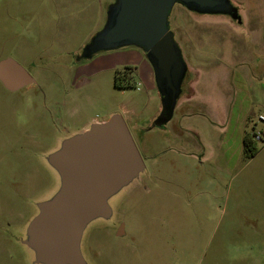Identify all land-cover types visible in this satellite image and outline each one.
Here are the masks:
<instances>
[{"label": "rangeland", "instance_id": "obj_1", "mask_svg": "<svg viewBox=\"0 0 264 264\" xmlns=\"http://www.w3.org/2000/svg\"><path fill=\"white\" fill-rule=\"evenodd\" d=\"M107 1L0 0V60L14 58L35 80L15 91L0 81V264H43L24 240L61 186L48 157L113 114L145 169L108 199L110 217L85 227L87 264H264V143L248 158L237 135L239 118L264 113V0H231L241 23L174 5L170 28L188 71L160 127L152 65L133 52L143 50L83 55ZM116 74L132 85L117 86Z\"/></svg>", "mask_w": 264, "mask_h": 264}, {"label": "water", "instance_id": "obj_2", "mask_svg": "<svg viewBox=\"0 0 264 264\" xmlns=\"http://www.w3.org/2000/svg\"><path fill=\"white\" fill-rule=\"evenodd\" d=\"M177 3L241 22L231 0H116L109 6L104 27L83 52L90 58L125 46L143 50L162 99L154 122L159 127L173 118L188 69L170 28V12ZM0 81L15 91L35 80L17 60L7 57L0 60ZM48 161L59 173L61 186L54 197L39 203L24 243L35 251L37 263L87 264L81 251L85 227L95 218L111 216L108 199L145 169V161L120 114L67 138Z\"/></svg>", "mask_w": 264, "mask_h": 264}, {"label": "crops", "instance_id": "obj_3", "mask_svg": "<svg viewBox=\"0 0 264 264\" xmlns=\"http://www.w3.org/2000/svg\"><path fill=\"white\" fill-rule=\"evenodd\" d=\"M112 3V1L111 0H108L107 1V3H109V4H111ZM239 22V21H238ZM241 22H242V19H241ZM241 22H239V23H241ZM259 23H261V22H259ZM261 24H264V22H262ZM119 51V50H118ZM134 53H136V54H138L139 56H141V59L143 60L142 62H144L147 58L146 57H144L143 56V54H142V52L141 51H139V50H135V51H133ZM144 64H146L145 62H144ZM186 64H187V62H186ZM187 67H188V64H187ZM187 71H188V69H187ZM141 75V74H140ZM147 78H148V80H149V84L150 85H153L154 87H155V81L153 80V76L152 75H150V74H148L147 75ZM259 114H264L263 112H261V113H259ZM244 118H239L240 120L239 121H241L240 122V125L238 126L239 128V130H238V134L237 135H240V137H241V139H242V142H243V138H244V134H245V132L246 131H244V125H245V123H247V121H249V120H252L253 121V123H252V127H253V125H254V123H255V121L253 120V117H250V115H246L245 114V116H243ZM97 122H99V121H97ZM201 142V141H200ZM201 144H202V147H203V149H204V151H203V153H204V156H206V154H207V152H208V146H207V144H206V142H201ZM208 156V155H207Z\"/></svg>", "mask_w": 264, "mask_h": 264}, {"label": "trees", "instance_id": "obj_4", "mask_svg": "<svg viewBox=\"0 0 264 264\" xmlns=\"http://www.w3.org/2000/svg\"><path fill=\"white\" fill-rule=\"evenodd\" d=\"M115 84L117 86H131L132 85V84H129V83L121 82L120 74H116ZM243 144H244L245 155L248 158H251V157L255 156L258 153L259 149H260L258 147L257 143L254 141L251 131H246L245 132L244 138H243Z\"/></svg>", "mask_w": 264, "mask_h": 264}, {"label": "built area", "instance_id": "obj_5", "mask_svg": "<svg viewBox=\"0 0 264 264\" xmlns=\"http://www.w3.org/2000/svg\"><path fill=\"white\" fill-rule=\"evenodd\" d=\"M251 132L256 143H264V114L258 115Z\"/></svg>", "mask_w": 264, "mask_h": 264}, {"label": "flooded vegetation", "instance_id": "obj_6", "mask_svg": "<svg viewBox=\"0 0 264 264\" xmlns=\"http://www.w3.org/2000/svg\"><path fill=\"white\" fill-rule=\"evenodd\" d=\"M99 52H101V51H99ZM99 52H97V53H99ZM96 54V53H95ZM94 55V54H93ZM91 58V57H90ZM30 85V84H29Z\"/></svg>", "mask_w": 264, "mask_h": 264}]
</instances>
